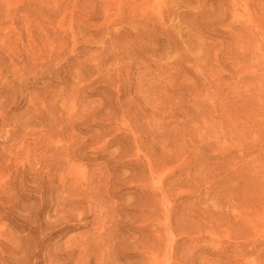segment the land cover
Masks as SVG:
<instances>
[{
	"label": "rangeland",
	"instance_id": "1",
	"mask_svg": "<svg viewBox=\"0 0 264 264\" xmlns=\"http://www.w3.org/2000/svg\"><path fill=\"white\" fill-rule=\"evenodd\" d=\"M0 264H264V0H0Z\"/></svg>",
	"mask_w": 264,
	"mask_h": 264
}]
</instances>
